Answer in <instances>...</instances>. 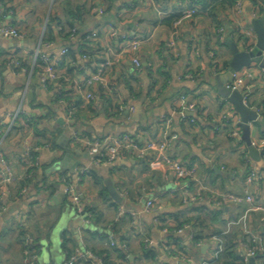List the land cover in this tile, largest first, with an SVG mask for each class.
Instances as JSON below:
<instances>
[{
	"label": "crops",
	"instance_id": "obj_1",
	"mask_svg": "<svg viewBox=\"0 0 264 264\" xmlns=\"http://www.w3.org/2000/svg\"><path fill=\"white\" fill-rule=\"evenodd\" d=\"M217 1L211 9L214 0H199L192 19L170 26L164 19L189 7L191 0H72L81 6V20L75 23L76 36L62 38V0H0V27H17L35 46L0 39V152L16 176L8 188L0 186V264H62L77 250L107 256L110 264H190L172 257L164 244L170 240L192 261L202 262L213 259L219 238L234 243L241 257L245 236L255 237L263 248L254 262L264 264V156L253 159L241 144L240 116L219 95L217 77L227 80L225 65L233 46H246L244 30L253 28L256 45L252 21H264V0H242L241 14L234 4ZM125 35L141 40L140 68L132 62ZM66 46L70 52L62 54ZM38 48L65 62L57 84L48 88L31 73ZM108 60L112 63L103 82L115 84L117 92L110 94L98 82L92 88L95 98L87 101L88 88L79 85ZM239 91L257 113L250 122L251 138L261 143L264 80H247ZM186 102L196 105L195 117L185 113L192 111ZM70 103L77 105L73 122ZM26 115L31 125L24 123ZM235 129L240 137L230 135ZM77 133L90 139L132 135L140 142L166 140L170 154L195 168L208 190L191 202L196 183L185 191V182L152 153L93 165L92 155L76 142ZM70 151L74 156L66 159ZM29 156L38 158L34 170L27 167ZM253 170L260 178L249 182ZM107 180L123 203L113 199ZM68 184L92 209L90 224L71 205ZM214 193L255 200L218 206ZM154 198L160 207L146 211L147 200ZM252 206L259 209L247 213ZM180 223L190 227L173 233L183 227Z\"/></svg>",
	"mask_w": 264,
	"mask_h": 264
},
{
	"label": "built area",
	"instance_id": "obj_2",
	"mask_svg": "<svg viewBox=\"0 0 264 264\" xmlns=\"http://www.w3.org/2000/svg\"><path fill=\"white\" fill-rule=\"evenodd\" d=\"M144 1V0H142ZM195 2V3H194ZM235 9L238 14H241L245 10V6L242 0H236ZM102 13L103 10L100 9ZM198 12V5L196 0H191V5L186 7L182 10L183 17L180 21H178L175 25L181 23L184 19H192L196 13ZM222 30V29H221ZM76 32V28L73 29V33ZM245 35V39L247 40L246 46L248 49H252L255 45V33L253 28H248L243 31ZM75 36V35H73ZM92 36H96V33L93 32ZM0 37L5 39H19L25 40L27 35L25 32L19 30L15 26H4L0 27ZM125 38L128 40L127 49L130 50L134 56L132 59L133 64L140 68L142 66V62L139 58L138 51L140 49L141 40L136 38L135 36L125 35ZM251 39H253V43H251ZM253 45V46H252ZM70 46H66L62 49V54H67L70 52ZM60 59H56L48 54L41 53L40 48L35 51V60L34 65L31 73L36 74L39 78L41 85L44 88H48L54 84H57L59 80V66H60ZM111 61H106L102 63L97 72L92 74L88 77L83 83L79 85V88L86 89L88 88V92L85 95L86 100L90 101L95 98V94L92 90L93 86L96 83H100L104 86V88L110 93L115 94L117 92V86L115 84L106 85L103 82V78L105 76V70L107 67L111 65ZM15 66H21L19 62L15 63ZM23 68V67H22ZM28 71L27 69H24ZM188 78L194 79V75L192 73H188ZM258 77H262L264 80V68L259 67L258 65H253L251 67H245L240 71H237L233 74V80L227 84V87L231 90H239L240 87L246 82L247 80H256ZM186 96H181L182 100H186ZM187 108L189 110H196V105L192 102H186ZM77 112V105L74 103H70L68 106V118L70 121H75ZM20 115L16 114L14 117L11 116L13 119H17ZM170 122V119L168 120ZM25 124H32V120L29 116L26 115ZM11 129V127H10ZM1 131V130H0ZM232 136L240 137L241 132L238 129L233 130ZM76 142L81 144L83 148L88 150V152L92 155V164L93 165H101V164H113L119 160L125 159L127 157H135L137 159H144L150 153L155 154V156L160 159L162 162L166 163L169 169L172 171L173 175L177 180H182L185 182V191L191 185L196 183L197 187L193 193L189 195V200L191 202H198L200 199L203 198L208 187L204 184H201L199 179L196 176V169L192 167H188L183 161L180 159L172 156L169 152V144L166 140L158 139V138H151L146 142H140L137 137L132 135H120V136H112L106 139H90L88 137H84L81 134H76ZM255 147L260 151L261 155L264 156V141L261 143L256 144L253 142ZM38 150V149H37ZM29 154L27 153V156ZM0 161L2 167L0 169V186L8 188L10 184L14 182L16 176L14 174L13 168L10 163L4 158L3 154L0 152ZM27 167L29 170H34V168L38 167L39 162L38 158L29 156V159L26 161ZM89 171V170H85ZM260 178V175L253 170L248 176V181H254L255 179ZM65 193L68 196V199L71 205L74 207L75 211L85 218V222L90 224L91 222V214L86 212V208L82 205L81 198L77 191L71 185L65 186ZM212 201L218 206H225L229 203H239L242 201H247L248 203H254V197L251 195H246L244 197L232 194V193H214L212 195ZM160 202L154 199H148L145 205V209L148 212H151L157 207H160ZM259 209L258 207H251L248 212L253 210ZM246 216H244L245 218ZM189 224H185L181 228L173 229V233H180L184 229L189 228ZM167 232V230H164ZM254 240L259 245L257 240L254 237ZM219 243L217 244V248L215 250L214 256L217 257L224 249V244L222 240L219 238ZM115 245V243H112ZM246 251L241 256L245 264H250L251 259L256 257V248L251 247L245 243ZM165 251H167L172 257L180 258L182 261H186L190 264H210V261H202V262H195L192 261L190 257L185 256L182 252L175 249L173 244L168 240L166 244H164ZM259 249L263 251V248L259 246ZM33 257L31 258V260ZM90 262L91 264H106L104 260L97 256L93 252L89 251H81L77 250L75 253L68 256L66 261L62 264H75L78 262Z\"/></svg>",
	"mask_w": 264,
	"mask_h": 264
},
{
	"label": "water",
	"instance_id": "obj_3",
	"mask_svg": "<svg viewBox=\"0 0 264 264\" xmlns=\"http://www.w3.org/2000/svg\"><path fill=\"white\" fill-rule=\"evenodd\" d=\"M254 29L257 35V43L252 49L247 47H237L233 46V57L228 64L227 80H222L221 76L218 77V92L219 95L227 101H230L234 106L235 116H240V121L237 123V126L242 128V137L241 140L247 145L250 156L253 159L261 160V153L253 144L251 138V126L250 122L257 120V113L251 109L245 103V95L239 90H231L227 87V84L233 80V74L237 71L242 70L245 67H251L253 65H258L261 68H264V21L262 19H255L252 21ZM187 116L195 117V112L185 111ZM69 156H74L70 151L66 155V159ZM108 190L110 191L111 196L118 203H123L121 200V195L113 185L111 180L106 181ZM254 258L251 259V264H255Z\"/></svg>",
	"mask_w": 264,
	"mask_h": 264
},
{
	"label": "trees",
	"instance_id": "obj_4",
	"mask_svg": "<svg viewBox=\"0 0 264 264\" xmlns=\"http://www.w3.org/2000/svg\"><path fill=\"white\" fill-rule=\"evenodd\" d=\"M226 1L229 2L230 4H234V5L236 3V0H226ZM198 2H199V0L196 3L198 4ZM224 2H225V0H222L221 4H223ZM203 3H205V5L207 4V2H205V1ZM219 3H220L219 1L214 0L211 9L216 8L217 4H219ZM210 5L211 4H208L205 7L209 8ZM62 6L64 9L65 20H66V23H64L65 25L62 24L61 19L55 18V21L61 22V24L64 25L63 29L60 31V37H62V38L68 37L69 38L72 35L76 36L77 31L75 33H73V29L75 28V23L81 20L80 19V13L82 12V9L80 8L81 6H74L72 4V0H62ZM198 11H199V8H198ZM182 17H183V13L181 11L179 13L171 14L169 17L164 19V22L170 26H174L178 21H180L182 19ZM52 20H54V19L52 18ZM49 37H50V40H51V38H53L50 35H49ZM63 64H65V62L61 61L60 66L62 67ZM228 64L229 63H226L225 67H228ZM262 114H264V109L262 111ZM231 134H232V132L230 133V135ZM242 143H243V141L241 142V144ZM86 212L91 214V220H92L93 215H94L92 209L86 208ZM188 222H189V220H188ZM190 222H189V224H190ZM186 224H188V223H186ZM182 225L184 226L185 223H180V225H178V226H182ZM243 239H244L243 240L244 243H247V245L256 248V254L257 255L262 254L261 253L262 251L259 249V245L254 240V237L245 236V238H243ZM115 250L117 252L120 251L117 248H115ZM235 251H236V247H235L234 243L225 242L223 251L219 254V256L213 257V259L210 260V264H245L242 257H238V255H236ZM73 253L74 252H69L70 255ZM96 255L101 257L106 264H110L107 256L105 257V256H101L98 254H96ZM78 263L91 264L90 262H82V261H80ZM78 263H75V264H78Z\"/></svg>",
	"mask_w": 264,
	"mask_h": 264
},
{
	"label": "rangeland",
	"instance_id": "obj_5",
	"mask_svg": "<svg viewBox=\"0 0 264 264\" xmlns=\"http://www.w3.org/2000/svg\"><path fill=\"white\" fill-rule=\"evenodd\" d=\"M0 39H4L3 37H0ZM12 40H14V41H16V42H19L18 44H19V46H23V47H29V48H31L32 50H34V48H35V46L34 45H30V44H28V42H27V40L25 39V40H19V39H12ZM180 184H181V182H180ZM216 248H217V246H216ZM215 248V249H216ZM213 255H214V253H213ZM213 257H215V256H213Z\"/></svg>",
	"mask_w": 264,
	"mask_h": 264
}]
</instances>
